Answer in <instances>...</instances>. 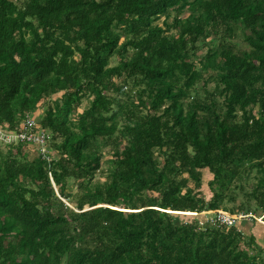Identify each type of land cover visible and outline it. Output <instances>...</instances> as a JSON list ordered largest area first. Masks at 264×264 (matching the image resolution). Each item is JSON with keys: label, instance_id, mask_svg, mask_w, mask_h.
Segmentation results:
<instances>
[{"label": "trees", "instance_id": "1", "mask_svg": "<svg viewBox=\"0 0 264 264\" xmlns=\"http://www.w3.org/2000/svg\"><path fill=\"white\" fill-rule=\"evenodd\" d=\"M39 107L48 152L0 150V264H264L191 214L264 224V0H0L1 128Z\"/></svg>", "mask_w": 264, "mask_h": 264}, {"label": "built area", "instance_id": "2", "mask_svg": "<svg viewBox=\"0 0 264 264\" xmlns=\"http://www.w3.org/2000/svg\"><path fill=\"white\" fill-rule=\"evenodd\" d=\"M50 140V134L40 128L38 122L35 120L31 114H27L21 124L17 126L14 130H4L0 126V141L3 143L12 144L17 141L19 143L25 144H39L41 146L38 147L40 153L46 154L49 150L48 142ZM46 149V150H41ZM192 215L203 214L205 216L204 220L199 221V225L202 226L207 221L212 222L216 225H224L226 227L236 226L240 219L246 217H252L251 214H231L230 212L222 209L216 210H207L202 212H191Z\"/></svg>", "mask_w": 264, "mask_h": 264}, {"label": "rangeland", "instance_id": "3", "mask_svg": "<svg viewBox=\"0 0 264 264\" xmlns=\"http://www.w3.org/2000/svg\"><path fill=\"white\" fill-rule=\"evenodd\" d=\"M240 46H245L244 43H241ZM117 61V57L114 56L113 58H111V62L110 64H115ZM117 82L120 84V85H123L124 83L127 82L126 79H122L121 81L120 80H117ZM59 97V94L58 95H53V97ZM39 105L43 106L44 103L41 101V103H39ZM87 105V100H82L81 102V105L79 106V110H82L85 106ZM42 112H43V107H39V110H38V115H34L32 117L35 118V120L38 122V120L40 119V117L42 116ZM49 134H50V138H51V132L47 131ZM17 141L13 142L12 144L13 145H16ZM5 144V145H4ZM6 144H9V143H3L0 141V150L2 151H5L7 149V145ZM49 144H50V140L48 142V146L49 147ZM28 147H25V149L23 150L24 154H26L29 158H32L36 153H35V150L37 149H40L41 146L39 144L35 145V144H28L26 145ZM40 147V148H38ZM42 151L43 150H46V149H41ZM109 150V147L106 146L104 148H102V151L104 153V157L103 159H106V158H109V153H107ZM105 166V163H103L102 165V168ZM97 177L100 178L101 180L104 179V176L103 175H99L97 174ZM211 178V175L207 172H205L203 174V177H202V185L201 187L198 189V191H200V193L204 194V196L206 197V199H208L210 196H211V191L207 185V180ZM189 186H193V182L192 181H189ZM252 185V184H251ZM44 196V195H43ZM44 198V197H43ZM242 201V197H238L237 201H236V204H238L239 202ZM258 214L255 215H252V218L251 217H246V218H243V219H240L238 221V228L241 229V230H244L246 233H252L255 235L256 237V240L258 243H260L263 247H264V224L262 223V219L259 218L257 216ZM178 217L181 219V218H186V219H190V215H182V213L180 215H178Z\"/></svg>", "mask_w": 264, "mask_h": 264}]
</instances>
